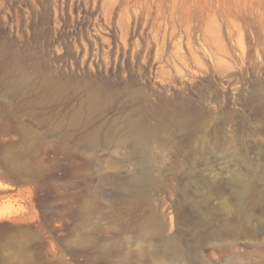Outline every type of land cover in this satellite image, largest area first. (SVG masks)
Masks as SVG:
<instances>
[{
    "label": "rangeland",
    "instance_id": "obj_1",
    "mask_svg": "<svg viewBox=\"0 0 264 264\" xmlns=\"http://www.w3.org/2000/svg\"><path fill=\"white\" fill-rule=\"evenodd\" d=\"M0 60L64 87L49 123L79 109L87 85L104 99L101 146L137 118L163 143L86 161L0 89V264H156L147 206L122 199L139 172L180 253L167 261L264 264V0H0ZM10 111L28 132L8 129ZM188 112L200 130L170 122ZM25 240L37 260L12 256Z\"/></svg>",
    "mask_w": 264,
    "mask_h": 264
},
{
    "label": "bare ground",
    "instance_id": "obj_2",
    "mask_svg": "<svg viewBox=\"0 0 264 264\" xmlns=\"http://www.w3.org/2000/svg\"><path fill=\"white\" fill-rule=\"evenodd\" d=\"M34 78H35V72H32L26 68H22V67H18V66H12V65H10L9 62H6L4 60H0V89L6 94H12V96L16 95V97H17V99H10V101H11L10 105H14L15 103L17 104V103L21 102L22 103L21 105H24L25 109L27 110V116L31 120L35 121V123L38 126H42L43 128H45L47 130L53 129L54 134L57 135L59 140L63 143L62 145H64L67 148L70 147V145H75L77 147H81L82 151H84V154H88V157H86V161L88 158H90V155L97 148L107 149L109 145L114 150L126 149L128 147V145H133V146H136L137 149L139 147H143V148H145V151L147 152L148 150H152V151L154 150L153 144L156 143L158 146L160 144H163L160 141L159 134H158L157 130L155 128H153L154 126L151 127L148 124H146L145 121H142V120L137 118V119H129L128 120L126 127L123 129V131H124L123 134H121L119 137H116L114 134L116 132V130H114V132L113 131L104 132L102 134V139L105 142V145L101 146V137H100L101 136L100 135L101 129L93 127L92 118L95 114H97L101 111V109L104 105V99L101 96L100 91L97 88L88 87L87 85L83 89L85 97H84V102H82V104H81V107L79 109H72V108L68 109L63 116H58V118H57V120H55V122L49 123L50 119L43 112L44 106H46V105L48 106V105H52V104H55V106L59 105L58 98L62 95V92L65 89H64V87H53L52 84H50L48 82H42L41 81V83H38V82L34 81ZM39 94H41V95L45 94L47 96V99H49V100L47 102H45V101L42 102L39 99H33V97H30L31 95L37 96ZM16 100L18 102H16ZM4 102H6V101H4ZM6 103H8V102H6ZM3 105L5 107V104H3ZM20 108H21V106H20ZM57 108H59V107H57ZM63 108L67 109V106H64ZM13 114L14 113L12 111H10V112H7L6 115L4 116V117L8 118V120L5 121L6 123H4V124H7V121H8V125H9L8 129L10 131L21 129V131L24 130V131L28 132V129L22 128L23 126L19 125V123H18V125L10 126L11 125V118L13 117L12 116ZM58 114H59V112H58ZM15 115H16V113H15ZM15 115H14V117H15ZM24 116H26V115H24ZM18 117L19 116H17V119H20V117L19 118ZM13 121H15V120H13ZM170 122L172 124H174L175 126L179 127L183 131L184 130L198 131L201 129L202 125L204 124L203 119H198L197 117H195V114H191L189 112L184 113L181 117H179V119L177 121L172 120ZM50 125H52V127H46V126H50ZM4 126L6 128V125H4ZM3 129H2V131H3ZM3 132L6 133L5 130ZM33 134L34 133H31L30 135H33ZM33 137H34V139L38 138V134H34ZM28 151H30V149ZM7 154H8V159H10L12 161L17 160V156H15L14 153L9 152ZM150 159H152V158H150ZM137 163H138V160H135L132 163V165H136ZM151 186H152L151 179L147 175H143L139 172V173H137L136 176L132 177L129 180V183H127V185L124 186L127 190L126 191L127 193H125L127 195L126 196L124 195V198H122V199L126 200L127 203L128 202L130 203V202H132V200L137 199L139 202H142L145 204V206H147L148 211L150 212L149 213L150 216L145 221V224L143 226L144 236L145 237H158V238L162 239V248L159 251H157L156 253H154V251H153V254L157 258L156 264H175L173 260L167 261L166 258L171 257V256H175L174 259H176L180 256V253L176 250V247L174 244L175 238L163 236V233L165 232V224L163 223L162 219L156 214V211L152 208V206L150 204V196L148 194L149 193L148 188H150ZM211 193H212L211 191H208L207 196L211 197ZM1 215L2 214H0V216ZM29 232H31V231H29ZM37 233H38V231H37ZM37 233L35 236H37ZM39 234H40V232H39ZM26 240H25V242H26ZM36 240L40 241L39 237ZM36 240H34V241L28 240L26 243H24V244L22 243L23 245H19L16 247L17 250H15L14 249L15 247H14L13 249L15 250V252L12 256L14 257V255H16V256H18V258H22L24 261H27V262L37 260L40 256V254H38V252L34 253L33 251H31V252H33V253H31L29 251H27V252L23 251V250H25V248H29L28 250L33 249V248L30 249L31 243L34 244V242L35 243L38 242ZM23 242H24V240H23ZM40 242H39V244H40ZM13 244L14 243H12V245ZM13 246H16V245H13ZM23 260H22V262H23Z\"/></svg>",
    "mask_w": 264,
    "mask_h": 264
}]
</instances>
